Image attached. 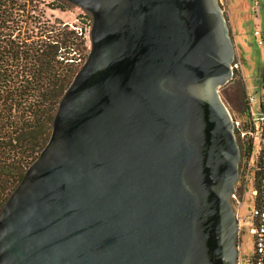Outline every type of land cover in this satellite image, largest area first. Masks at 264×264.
Returning a JSON list of instances; mask_svg holds the SVG:
<instances>
[{
  "label": "water",
  "instance_id": "95a60500",
  "mask_svg": "<svg viewBox=\"0 0 264 264\" xmlns=\"http://www.w3.org/2000/svg\"><path fill=\"white\" fill-rule=\"evenodd\" d=\"M64 1L90 47L0 207V264H237L218 0Z\"/></svg>",
  "mask_w": 264,
  "mask_h": 264
},
{
  "label": "trees",
  "instance_id": "16d2710c",
  "mask_svg": "<svg viewBox=\"0 0 264 264\" xmlns=\"http://www.w3.org/2000/svg\"><path fill=\"white\" fill-rule=\"evenodd\" d=\"M33 1L0 0V207L46 143L57 104L89 50L81 27L34 14ZM60 1L51 6L65 7ZM238 145L240 168L250 148Z\"/></svg>",
  "mask_w": 264,
  "mask_h": 264
},
{
  "label": "rangeland",
  "instance_id": "374dc122",
  "mask_svg": "<svg viewBox=\"0 0 264 264\" xmlns=\"http://www.w3.org/2000/svg\"><path fill=\"white\" fill-rule=\"evenodd\" d=\"M259 1V6H256L253 0H223L224 5H221L234 45V58L231 64H236V67L233 65L232 76L219 88V93L234 119L244 120L246 118V94L255 97V100L250 104V110L256 114L260 109V90L254 86L260 83L259 76L261 69L264 67V57L263 48L257 44L256 37L253 35L255 28H260L262 31L264 29V0ZM57 2L61 1L34 0L33 13L40 16L41 11H43L44 18L49 19L50 22H54L55 18H60L70 25L75 24L81 27L86 35L89 49L90 15L81 7L66 1L62 2L65 7L53 8L51 3L56 4ZM86 13L89 18H86ZM255 185L256 180L249 179L245 192H242L241 186L238 185L237 197L241 201L240 209L237 210L235 206L237 202L232 201L233 209L236 212L238 211L239 217V220L237 219V247L240 246L243 254H250L253 245L252 235L248 231L250 222L244 219V215L247 214L249 207L252 205L250 190Z\"/></svg>",
  "mask_w": 264,
  "mask_h": 264
},
{
  "label": "built area",
  "instance_id": "2783aa9c",
  "mask_svg": "<svg viewBox=\"0 0 264 264\" xmlns=\"http://www.w3.org/2000/svg\"><path fill=\"white\" fill-rule=\"evenodd\" d=\"M218 2L220 5H224L223 0H218ZM253 2L256 6L260 5L259 0H253ZM253 35L256 37L257 44L263 48L264 57V29L262 31L260 28H255ZM231 68L233 69L232 64ZM259 79L260 83L254 86L260 90L259 111L254 114L250 110V104L255 100V97L246 94V118L244 120L232 118L233 133L236 140L250 148L249 152L242 158L239 168V181L236 182L234 191L231 193V201L237 202L235 205L237 210L240 209L241 203L237 197L238 185L241 186L242 192H245L249 179L258 182V185L252 186L250 190L252 205L247 214L244 215V219L250 222L248 231L253 238L252 250L250 254H243L240 246H238L237 264H264V67L261 69ZM236 214L239 220L238 211Z\"/></svg>",
  "mask_w": 264,
  "mask_h": 264
},
{
  "label": "flooded vegetation",
  "instance_id": "af4514ba",
  "mask_svg": "<svg viewBox=\"0 0 264 264\" xmlns=\"http://www.w3.org/2000/svg\"><path fill=\"white\" fill-rule=\"evenodd\" d=\"M234 58V57H233ZM234 65V64H233ZM234 67H236V64L234 65ZM240 161V160H239ZM240 174V173H239ZM238 181H239V177H238ZM238 181H237V183H238Z\"/></svg>",
  "mask_w": 264,
  "mask_h": 264
}]
</instances>
